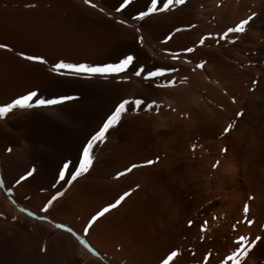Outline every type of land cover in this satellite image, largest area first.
<instances>
[{
	"label": "bare ground",
	"instance_id": "1",
	"mask_svg": "<svg viewBox=\"0 0 264 264\" xmlns=\"http://www.w3.org/2000/svg\"><path fill=\"white\" fill-rule=\"evenodd\" d=\"M140 1L141 4L142 1ZM218 1L220 0H211L206 7L196 8L200 3L193 4L194 0H188L181 7L173 5L172 11L158 12L151 16L149 21L139 22L125 17V11L117 13L110 4L114 3L112 0H91V3L97 5L96 8L86 5L84 0H0V44L7 46L0 48V103L9 96L11 100L29 90L38 91L42 96L53 97L82 93L83 87L87 85L70 78L49 75L43 65L26 61L18 53L42 56L50 64L58 60L88 63L115 62L122 56L131 54L135 60L133 66L125 72L126 74L107 76L108 80H96V84H93L92 80H90L92 82L87 80L88 85L127 91L128 95L136 91L138 95L144 94L145 91L157 93L161 97L159 99L163 101L159 107L160 111L171 115L175 124L171 134H164L165 142L161 144L165 145L163 147L166 148V145L175 143L177 139L179 143H183L193 133H202L213 120L225 128L230 124V116L219 112L218 109L228 108L231 113L238 115V97L241 96L238 93L240 91L238 81H246V75L242 72L238 74V68L230 65L227 59L237 65H246L238 60V48L240 43L244 45V42L252 40V25L259 27L264 20L251 19L243 33H231L227 40L220 39L227 28L234 27L240 19H232L229 14L234 12V7L238 6L236 2L238 0H221L217 6ZM191 5L194 9L191 7L190 11L188 7ZM141 10H144V7ZM252 12L250 9L248 14ZM178 18H184V22H178L171 28L162 27L164 24L170 25L173 21L177 22L175 20ZM119 20H124L125 23H117ZM174 32L176 33L171 39L165 42L164 40ZM256 32H259V29ZM140 37L143 38L142 43L139 42ZM201 40H203L202 44ZM115 47L118 49H114ZM187 48L194 50L188 53L185 51ZM174 53L180 54L175 60L172 56ZM201 62L204 63V67H197ZM258 62L264 71V56ZM148 63H153L151 65L153 69L176 68L177 71L161 78L162 83L174 80L175 85L154 88L130 74L132 71L135 72L138 66ZM14 84L22 85L24 88L19 92L10 90L8 94L5 88ZM263 88L258 87L251 93L248 104L259 105L258 97ZM195 90L200 93V99L197 97L198 101ZM88 92L92 91L88 89ZM242 96H245L243 92ZM41 110L55 113L58 108L53 106ZM16 111L21 112L20 109ZM57 116L65 117L63 113H57ZM245 117L248 118V116ZM249 117H252V114ZM137 121L151 131L155 130L150 126L155 122L154 119L141 116L137 117ZM32 122L37 123V131L32 132L28 141L21 142L19 146L13 143L10 146L3 141L5 146L0 145V178L4 182V187H0V264H161L163 248L161 249L160 245L167 240L180 241L179 238L183 235L186 237L185 234L188 235L189 247L194 249L202 247L205 251L201 258L194 260V257H189V260L195 262L182 261L170 262V264H229V262H212L207 258L208 246L215 247L217 250H222V246L217 241L210 242L204 228L209 221V216L203 215L200 205L193 211L179 216L173 213L174 207L185 201H182L178 192L182 180L178 178L177 171L171 170L170 167L161 169L170 160L169 156L159 157L158 163L153 166H139L127 172L126 170L133 164L140 162L137 160L117 170L116 173H126L118 181L115 180L119 182L116 188L120 189V192L118 193L117 190V196L98 209L94 208L95 204L92 201L91 183L86 181L84 183L81 179L82 182L79 180L74 182L64 199L50 206L47 212L42 211L47 204L48 195L39 194L37 187L55 181L58 169L63 162L77 160L80 147L89 134L84 135L82 141L79 140L80 143L77 144L76 135L68 133L70 135L68 136L64 129L55 132L54 128L63 127V122L33 115L24 124L30 126ZM19 123L23 124V122ZM142 124L140 126L143 127ZM232 131L234 134L238 133V124L232 128ZM254 132L252 135L257 138ZM231 139L236 138L232 136ZM209 146L214 150H220L222 145L220 140H213ZM252 146H249L252 152L250 161L257 157ZM6 147L14 150L3 153L2 149ZM234 148L235 155H232L233 161L236 162L238 161L237 147ZM29 159H33L38 165L37 171L32 177L16 184L28 168ZM55 163L59 164L56 174ZM254 172V176L257 177V171ZM256 190L254 194L258 198L253 203L255 222L251 231L254 236L252 240L256 244L251 250H247V254L241 259V264H264V230L260 228V223L264 219V186L260 185ZM125 192H129L130 195L115 210H111L110 215L108 213L99 218L88 230L92 215L114 203ZM130 212L137 214L131 215ZM31 213L34 215L31 216ZM164 213L168 216L166 219L169 218L171 222L169 223L171 227L167 228L170 226L167 225L164 228H167L169 232L158 239H149L154 232L148 228L151 216L154 218L153 215L157 217ZM151 222L153 224L152 220ZM160 222L163 224V221ZM153 227L152 230H154ZM133 241L141 244L137 254L138 257H142L141 260L119 259L104 248L105 245L113 244L120 246V250L126 252L128 245ZM246 246L248 247L249 244ZM233 249L237 250L238 244L234 245ZM190 254L195 255L193 252ZM183 258L185 259L184 256Z\"/></svg>",
	"mask_w": 264,
	"mask_h": 264
},
{
	"label": "rangeland",
	"instance_id": "2",
	"mask_svg": "<svg viewBox=\"0 0 264 264\" xmlns=\"http://www.w3.org/2000/svg\"><path fill=\"white\" fill-rule=\"evenodd\" d=\"M112 1L114 3H110V4L114 8L119 7V4L122 2L120 0H112ZM141 1L140 4L139 0H132V3L129 4L124 10H122V12L125 11L124 12L126 15L125 17H127L128 19H134V17L138 14V12L141 9H143V7L144 10H146L147 6L150 4V0H141ZM186 1L188 2V0H185L184 5L187 3ZM209 1L211 0H196V1L194 0L193 4L200 3L198 6H196V8H198L199 6L206 7ZM236 2L238 6L234 7V12L229 13L230 17L232 16V19L238 18V20L239 19L241 20L251 16L252 20L254 19L264 20V0H249V2L247 0L246 1L238 0ZM220 3L221 0L218 1L217 6H219ZM182 5H179L178 7H181ZM252 5L253 7L251 8ZM191 7L194 9V6L191 5L190 7H188V10L192 9ZM250 9H252L253 12L248 14ZM172 10L173 9L169 11ZM167 12L168 11H166V13ZM153 15H155V13L146 17L143 21H139V22L149 21L151 19V16ZM245 15L247 16L245 17ZM175 21L177 22L173 21L170 25L164 24L162 27L168 26V28H171L174 24L178 22L183 23L184 18H178ZM253 26L254 25H252L251 27L252 35L254 37V38L251 37L253 42L251 40L249 42L248 41L244 42L243 43L244 45H242V43H240L241 44L240 46L238 45L239 46L238 60L246 63V65L245 64L242 66L240 64L237 65L235 62L227 59L228 60L227 62L230 65L235 66V68H238V74L242 72L244 75H246V81L243 82L238 81V88L240 89L238 93L241 94V96L238 97V115L236 114L234 115L233 113H231V111L228 108L218 109L219 112L221 111L222 113H227L230 116L229 119L230 124L225 128L218 125L216 122H214L215 120H213V122H210L209 125L204 128V131L202 133L200 134L193 133L191 137H189V139L185 140L183 143H179L177 139L175 143L166 145L167 147L165 148L163 147L165 145H161L165 142L164 134L166 133L171 134L172 131L174 130L175 124L173 123V117L171 115H168L160 111L159 107L163 104V101L159 99L161 97L157 93L151 91H145L144 94L140 93V95H138L139 93L138 91H136L133 92V94L128 95L127 91H122V90L120 91L118 89L113 90L110 87H109L110 89L108 87L100 88L99 86L98 88L97 85L94 86L92 84L90 86L88 85L89 82L92 81L93 84H96L95 83L96 80L106 81L108 80L107 76H102V77L93 76V77H81V78L59 76V77L70 78V80H73L78 83H83V85L84 84L87 85L83 87L84 91L82 93L67 94L76 97V99L66 101L65 103L60 105H55V107L58 108V110L56 111L59 112L56 111L55 113L49 111L46 112L41 110L42 108H38L37 111L35 109L21 110V112L13 110V112L9 113L5 118L0 119V128H2L0 129L1 130L0 145L5 146L4 143L7 142L8 145L10 146L13 144L19 146L21 142L28 141V137L32 135V132L37 131L36 130L37 123L32 122L30 123V126H27L26 124H24V122H26L29 119V117L33 115L41 116L49 119H56L60 123L63 122L64 124L63 127L60 128L57 126L56 128H54L55 132L56 130L64 129L66 135L68 136L76 135L78 138L77 144H79L80 141H82V139L84 138V135L89 134L87 136L88 138L95 130L98 129L103 119H105L106 116L110 114L111 110L114 109V106L120 100L143 99L145 101L144 106H142L139 109H135V106L133 105L128 106V110L124 114H122L121 120L118 123V125L110 129L109 132L106 134L105 141L103 143L97 144L93 152L94 162L91 169L86 174L81 175L77 180L82 182L81 181L82 179L84 183L85 181L86 183H92L96 185L95 190L97 192L99 191L100 193L103 192L107 193L108 191L113 189L118 190V188L116 187L119 186V182H115V180L118 181L119 179L122 178L123 175L118 176L117 174L120 172L116 173V171L126 167L131 161L140 160V162L137 164L143 165V167H145V166H149L147 164V161L149 160L156 161L154 163L156 164L158 163L157 160L159 159V157L169 156L170 160L161 169H165L164 167H170L171 170H175V172L177 171L176 173L178 178L182 180V184H181L182 187L181 186L178 187L179 189L178 192L180 194V198L182 199V201H185V202H180L177 206H175L173 213L179 216L183 213L193 211L194 209L197 208L198 205H200V210H202L204 213L203 215L209 216V221H207L208 223L206 222L204 228L206 229V232L209 235L210 242L211 240L212 242L217 241L219 244H221L223 250V251L220 249L217 250L215 249V247L208 246L207 250L209 249L208 250L209 253L207 258L211 259L212 262H228L227 256L232 254L234 251H236V249H233L234 245L238 244V248L240 247V242H239L240 236L245 237L244 240L245 245L249 244V246L247 247L248 251L251 250L252 247H254L256 244V242L252 240L254 236L252 235L253 232H251L252 226L255 222V212H254L253 203H255L256 201L255 199L258 198V196L254 194V192L257 191L256 189H258L260 185L264 186V92H263L264 88L261 93L259 92L260 93L258 97L259 105L253 106L248 104L249 99L251 97V93L258 87H264V71L259 66V62H258L264 56V22L259 27H253ZM258 29L259 32H256V30ZM175 33L176 32L172 33L170 37H172ZM169 40L170 39H168L167 37L164 41L167 42ZM114 49H118V47H115ZM105 55L108 56L109 54H105ZM15 56L17 55L15 54ZM50 65H51L50 63H48V65L43 64V67L44 70L49 75H53L54 73L49 71ZM151 65H153V63L143 64L140 67H143L145 69V72H147L148 70H153V66ZM140 67L138 66V68L136 69H139ZM130 74L131 75L133 74L136 77L135 72L132 71V73L130 72ZM54 76L57 75L54 74ZM165 77H161V78L163 79ZM138 78L143 80V83L148 86H152L154 88H164L157 86L163 84L161 82L162 81L161 78H153L151 80H145L144 74H142ZM21 86L22 85L18 86V84H14L10 87H6L5 91H7V93L10 90L11 92H17V91L19 92L22 88H24L23 86L22 87ZM91 87L93 90L91 89ZM88 89L89 91L92 92H88ZM195 91H196V100L198 98L200 99L199 91L198 90ZM242 92L243 95L245 96H242ZM135 94H137L138 96ZM96 97L98 99H96ZM9 101L10 99L5 100L0 104H4ZM153 102H155L153 108L151 110L145 111L144 108L147 106L146 104H152ZM49 107H53V106H49ZM31 110L36 112L32 111V113L30 114ZM57 113L60 114L63 113L65 117L60 118L57 116ZM250 114H252V117H249ZM141 116L148 119H154L155 122L157 121L156 124L155 122H153L152 125L150 124L152 128L154 127L153 128L155 129L154 131H151L150 129H148L147 126L137 121V117H141ZM245 116H248V118ZM234 118H237L238 121L234 120ZM17 120H20L18 122H23V124L21 125L20 123L18 124ZM236 122L238 124V133L234 134L232 128L235 125H237ZM140 124H142L143 127L140 126ZM50 125H52V123ZM65 125H67L66 128ZM71 126L73 128H70ZM51 129L53 128L51 127ZM252 132H254L257 135V138L253 137ZM232 136H234L236 139L232 140L231 139ZM10 137L15 142H13L12 139H10ZM5 139L8 141H6ZM213 140L221 141L222 146L220 150H214L212 149L213 147L209 146ZM85 141L86 138L84 139L83 143ZM128 144L130 145L129 147ZM250 145H253L252 146L253 149L259 150L258 152L254 150V152L257 153V157L255 158V160L252 161H250L252 156L251 155L252 152L249 150ZM234 147H237L236 149L238 155V161H236L237 163L233 161V155H235V153L233 154V151L235 149ZM9 149H11V151L14 150L11 147H6L2 149V151L3 153H5L6 151L10 152ZM0 160H1V156H0ZM154 164H151L150 166H153ZM22 165L25 164L22 163ZM58 165H59L58 163H55L54 166L55 174L57 172L56 170L58 168ZM27 167L28 168L23 172L22 175H24L26 171L29 169L35 168L36 171L38 169V165H36L33 159L28 160ZM254 171H257L256 174L257 177L254 176L255 175ZM74 182H72L71 185H68L66 182H62L60 186L53 187V185H56L57 183L55 180L50 184L39 185L37 187L38 188L37 192L39 194L48 195V197L46 198L47 199L46 203L50 201L51 197L57 191L63 192L64 194L52 203L51 206H53L56 202L61 201L62 199L65 198L66 194L69 193V190L71 189ZM258 184L259 186H257ZM119 190L118 193L120 192ZM107 194L106 196H103L101 197V199H99L100 201L96 208H98L101 204L107 201H111V195L108 194L109 196H107ZM117 194L115 195V197L117 196ZM115 209L116 208L112 210ZM108 213L106 214L108 215L111 214L110 211ZM94 214L91 217V221L97 215L95 214L94 216ZM130 214L134 215L137 213L130 212ZM164 214L157 215L158 220H156L157 219L156 215H153L154 218L151 216L152 219L151 218L150 219L153 221V224H151L152 222L151 220H149L148 228L149 230H151V232L153 231L154 232L153 234L151 233L149 239H158L162 236H166V234L169 232L167 228L171 227V225L169 224L171 222L169 221V218L168 220L166 219L168 216ZM153 219H155V221ZM160 221H163V224H161L162 222ZM153 225L155 226L153 227ZM166 226L167 228L164 229ZM152 227L154 230H152ZM260 228L261 230H264V219L260 223ZM159 232L160 233L163 232L165 234L163 235L162 233L160 234ZM185 236L186 237H184L183 235L182 238H179L181 240L183 239L184 241L167 240L166 242L160 245V248L161 247L163 248V249L161 248L162 260L166 258V256L172 251H176L178 253V256L175 257L170 262H182V261L195 262L189 260L190 256L192 258L194 257L193 258L194 260L196 258H201L205 249L199 247L201 250H198L199 248L194 249L189 247L187 244L189 242L188 235L185 234ZM137 242L138 241H133L132 243H130L127 247L126 252L121 251L120 246H118L119 247L118 248L113 244L112 245L109 244L107 246L105 245L104 248L108 250V252L111 251L110 253L112 255L118 256L119 259L123 258L125 260L127 259L141 260L142 257L137 256L139 251V246L141 244L140 243L137 244ZM91 247L93 250L97 251L96 248H94L93 246ZM248 251H246L245 254H247ZM192 252L198 256L197 257L195 255L192 256L190 254ZM245 254H241L240 260L243 258V256H245ZM183 256L185 257V259L183 258Z\"/></svg>",
	"mask_w": 264,
	"mask_h": 264
},
{
	"label": "snow or ice",
	"instance_id": "3",
	"mask_svg": "<svg viewBox=\"0 0 264 264\" xmlns=\"http://www.w3.org/2000/svg\"><path fill=\"white\" fill-rule=\"evenodd\" d=\"M86 5H90L92 8H96L97 5L91 3V0H84ZM132 3V0H122L119 4V7L115 8L117 13H120L124 10L129 4ZM185 3V0H150V4L147 6L146 10H141L134 17L137 21H143L146 17L154 14V13H162L172 9L173 5H182ZM162 4V6H161ZM100 11H104L100 9ZM252 19L251 16L241 19L234 27H228L227 30L223 33L220 39L227 40L229 34L231 33H243L246 29V25L249 24V21ZM119 24H124V20L117 21ZM139 31V29H137ZM180 31V29H177ZM171 39V37H168ZM139 42H143V38H139ZM234 42V41H229ZM203 43V40L200 41ZM6 45L0 44V48H6ZM11 51V49H8ZM194 49L187 48L185 51L191 53ZM22 59L26 61L38 62L40 64H48L49 62L42 56L37 55H26L24 53H18ZM180 54L174 53L172 54L173 59L175 60ZM135 57L131 54L124 55L119 58L115 62H101V63H88V62H66L64 60H58L55 63H52L49 67V71L54 73L57 76H69V77H93V76H116L121 73H125L129 70L131 66L134 64ZM199 68L204 67V63L201 62L197 65ZM177 71L176 68H163L158 67L153 70H148L145 72L143 67H140L135 71V75L140 77L144 74L145 80H151L153 78H161L165 77L169 73ZM255 83V82H254ZM175 81H167L166 83L157 85L158 87H168L174 86ZM76 97L71 95H59L53 97L42 96L38 91L29 90L23 94H20L17 97L12 98L9 102L4 104H0V119L5 118L9 113L13 112V110H26V109H38V108H46L49 106H55L65 103L66 101L74 100ZM133 105L135 109H139L145 105V101L143 99H122L115 106L114 109L111 110L110 114L103 119L102 123L95 130L86 141L82 144L80 153L75 162L65 161L62 163L60 168L58 169V175L56 177V185L53 187L60 186L62 182H66L68 185H71L72 182L76 181L81 175L86 174L91 169L94 158L93 152L94 148L98 143H103L106 139V134L110 129L114 128L121 120L122 114H124L128 110V106ZM155 102L152 104H147L144 108L145 111L151 110ZM230 130V129H229ZM11 151V149H9ZM156 161L149 160L147 161L148 165L154 164ZM143 166L133 164L126 171L130 172L133 168ZM36 169L32 168L26 171L24 175H21L19 179L16 181V184H20L24 180L32 177L35 173ZM125 172L118 173V176L125 175ZM0 187H4L3 179L0 178ZM11 191V189H9ZM64 193L61 191H57L50 199V201L45 205L42 211L47 212L49 207L52 205L54 201L60 198ZM129 192H125L122 194L114 203H111L105 206L91 221L88 225V230L93 226V224L101 217H103L106 213L111 211L112 209L119 206L122 201L129 196ZM34 214L31 213V216ZM191 223V221L189 222ZM203 230V229H202ZM245 237L240 236L239 242L240 247L234 251L232 254L227 256V261L229 264H241V254H245L247 251V246L244 244ZM178 256L176 251L170 252L166 258L161 261V264H170L175 257Z\"/></svg>",
	"mask_w": 264,
	"mask_h": 264
},
{
	"label": "crops",
	"instance_id": "4",
	"mask_svg": "<svg viewBox=\"0 0 264 264\" xmlns=\"http://www.w3.org/2000/svg\"><path fill=\"white\" fill-rule=\"evenodd\" d=\"M9 98H11V96H9V97H7L5 100H8ZM91 189H92V196H93V199H92V201H93V203L95 204V209H98V208H100L102 205H104V204H106V203H108V202H110V201H107V202H105V203H103V204H101L98 208H96L97 207V205L99 204V202L98 201H100L99 199H101V197H103V196H106V194L108 193L109 195H111V201L115 198V194L117 193V190H116V192H115V190L113 191V190H110L109 192H107V193H105V192H103V193H100L99 191L97 192L96 190H95V187H96V185H94V184H92L91 183ZM107 194V196H109ZM99 213V211L98 212H96L95 214H98ZM95 214H94V216H95ZM93 216V217H94Z\"/></svg>",
	"mask_w": 264,
	"mask_h": 264
}]
</instances>
